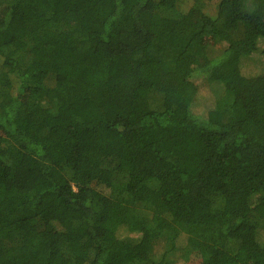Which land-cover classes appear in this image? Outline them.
I'll list each match as a JSON object with an SVG mask.
<instances>
[{
    "label": "trees",
    "instance_id": "trees-1",
    "mask_svg": "<svg viewBox=\"0 0 264 264\" xmlns=\"http://www.w3.org/2000/svg\"><path fill=\"white\" fill-rule=\"evenodd\" d=\"M181 2L0 0V264H264V0Z\"/></svg>",
    "mask_w": 264,
    "mask_h": 264
},
{
    "label": "rangeland",
    "instance_id": "rangeland-1",
    "mask_svg": "<svg viewBox=\"0 0 264 264\" xmlns=\"http://www.w3.org/2000/svg\"><path fill=\"white\" fill-rule=\"evenodd\" d=\"M181 13H193L195 16H210L211 18L216 17L217 13V0H182L180 5ZM198 46L202 49L210 48L211 50L217 52L222 48V45H214L207 39H203L201 42L197 41ZM264 43L262 44V47ZM241 72L244 77H250L253 75L263 74L264 75V55L261 53L254 54L253 56L243 59L240 64ZM198 94L193 103V108L196 113L206 112V108L212 107L216 96L221 94V88L217 84L210 85L203 80L197 81ZM211 104V105H210ZM138 235L145 236L146 233H138ZM122 238L131 240L135 238V235L124 234ZM187 240V239H186ZM186 240L184 241V246L180 250V258H175L178 264H198L200 258L196 251H192L190 247H186ZM156 253H161V245L157 243ZM183 255L184 257H182ZM172 257V256H171Z\"/></svg>",
    "mask_w": 264,
    "mask_h": 264
}]
</instances>
